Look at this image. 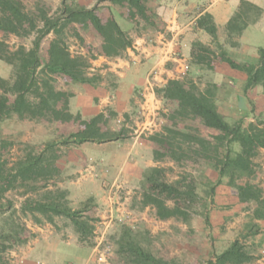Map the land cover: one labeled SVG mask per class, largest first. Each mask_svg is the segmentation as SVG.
Returning <instances> with one entry per match:
<instances>
[{"label": "rangeland", "instance_id": "1", "mask_svg": "<svg viewBox=\"0 0 264 264\" xmlns=\"http://www.w3.org/2000/svg\"><path fill=\"white\" fill-rule=\"evenodd\" d=\"M13 1L19 4L26 19L14 20L16 31L0 29V49L5 56H11L19 47L30 48L45 21L60 13L58 10L63 1L75 8L97 6L96 12L103 24L116 23L115 17H118L123 27L126 21H130L134 34H141L146 28L153 27L140 18L132 19L125 5L112 4L107 0ZM0 17H10V13L0 7ZM251 17L252 13L249 15ZM224 35L220 38L221 44L217 39L205 45L212 52L209 55L211 66L222 61L218 44L223 50V45L230 48L234 42L237 44L238 35L229 34L227 30ZM60 37L72 55L82 56L89 63L86 72L92 81L79 82L63 74H52L51 83L55 90L69 94L56 101L61 116L30 118L10 113L0 120V161L6 163V168L12 167L20 158L29 154L42 153L48 163L57 169L51 177L16 182L2 193L0 264H26L32 261L31 264H43L42 259L29 254L33 242L40 234L47 235V242L52 246L70 242L72 247H83L89 253L91 264H132L117 252L116 242L124 228H129L141 246L154 256L174 260L178 264H214L215 255L225 250L235 239L252 255L250 261L241 264H264V247L258 245L256 237L264 232V224L253 221L256 219V203L240 202L235 186L228 183L229 178L224 176L218 180L216 167L202 157L188 152L186 158L173 159L165 155L156 160L154 150L163 153V149L153 143L154 165L149 168L148 177L144 178L138 176L136 171L124 177L120 168L104 165L100 156L111 151L100 143L131 140L136 135L148 137L154 132H161L166 126L198 134L212 143H219L216 136L222 133L206 128L199 119H172L178 107L177 101L163 98L160 91L156 92L159 101L151 110L138 107L125 115L116 116L111 107L105 106L92 117L71 114L68 98L73 90L101 89L111 93L116 76L107 63L111 59H106L108 56L102 52V37L89 21L66 25ZM54 38L52 32L40 38L38 54L42 65L49 62V46ZM237 63L243 64L241 61ZM214 72L213 68L202 65L197 72L186 74L183 78L192 79L197 85V92L210 90L217 110L228 122L241 120L244 128L250 123L264 127L262 86L255 85L244 93L242 87L231 85L223 78L217 82ZM12 74V66L0 59V76L11 80ZM0 97L7 102L12 99V95L4 93L1 88ZM93 127L102 134L119 132L120 138L75 143L70 137L72 133L86 132ZM229 148L234 153L240 149V145L230 143ZM250 156L253 173L236 177L234 182L252 183L261 189L264 197V147L250 150ZM136 160L137 155L132 160L134 167L139 165ZM153 174L158 182L172 183L180 180L184 185L193 182L195 195L192 199H185L189 212L187 220H160L156 218L153 207L142 205L141 192ZM101 184L106 190H103V196H97L94 192L102 187ZM211 187L213 191H210ZM61 191L65 193V201L59 194ZM50 198H58L70 208L79 210L82 216L91 218L89 222L93 225L92 232L81 236L66 216L50 214V220L47 215L31 211L28 207L35 201H48ZM106 206L109 210L112 207L113 213L105 209Z\"/></svg>", "mask_w": 264, "mask_h": 264}, {"label": "trees", "instance_id": "2", "mask_svg": "<svg viewBox=\"0 0 264 264\" xmlns=\"http://www.w3.org/2000/svg\"><path fill=\"white\" fill-rule=\"evenodd\" d=\"M107 1L112 4L125 5L132 19L140 18L147 23L151 21V14L147 6L149 0ZM0 7L10 13V17H0V29L16 31L14 20L26 19V15L21 12L19 4L13 0H0ZM96 10L97 6L75 8L63 1L58 10L60 13L45 21L30 48L19 47L11 56H5L0 49V59L13 68L11 80H6L0 76V88L4 93L12 95L9 102L0 97V120L10 113L30 118L47 116L58 118L61 116L62 112L57 108L56 101L69 94L55 90L51 83L50 75L52 74H63L79 82L92 81L86 72L89 63L82 56L72 55L60 37L66 25L89 21L93 28L100 33L102 37L101 49L108 57L120 55L122 51L132 46V39L128 33L116 23L103 24ZM250 13H252L251 18H249ZM260 13V7L247 0H241L238 9L226 24L227 32L239 35L247 24L254 21ZM201 25L214 41L217 40L216 28L209 15H203ZM48 32L54 33L55 38L49 46V62L42 65L38 54L39 43L41 36ZM0 45L2 44L0 43ZM232 45H236V43L234 42ZM218 46L221 49L220 60L232 68L245 72L244 93L255 85H261L264 93V48L258 49V56L254 62H244L240 65L232 60L219 44ZM211 53L204 44L194 43L191 53L192 62L196 65L202 64L212 68L209 64ZM197 89L196 83L190 78H171L159 91L163 98L177 101L178 107L171 116L172 119L176 117L183 120L188 118L199 119L206 128L215 129L222 133L221 136H216L219 143H212L210 140L189 131L166 126L161 132H154L147 137L149 141L163 149V153L154 150V159H160L165 155L173 159L186 158L188 152L202 157L216 167L218 180L224 176L229 178L228 183L235 186L236 195L240 202L252 201L256 203L254 218L264 219V197L261 189L249 182L243 184H235L234 182L236 177L249 176L253 173L250 150L264 147V127L250 123L244 128L241 120L228 122L217 110L213 93L208 89L204 92H197ZM30 96L34 98L31 99ZM97 130L96 127H93L86 132L72 133L70 137L75 143L102 142L120 138L119 132L102 134ZM230 143L239 144L240 149L232 153L229 148ZM184 145H187L186 148L183 147ZM56 171V167L48 163L42 153L29 154L27 157L20 158L10 168H6V163L0 161V198L2 193L13 187L16 182L36 180L39 177L48 178ZM155 177L153 174V177L143 187L141 192L142 205L153 207L157 219L179 218L187 220L189 212L185 199L188 197L192 199L191 197L195 195L193 182L189 181L185 185L181 184L180 180L165 183L158 182ZM210 191H213L212 187ZM59 194L64 200L65 193L61 191ZM57 199L35 201L28 207L31 211L47 215L50 220V214L66 216L81 236L90 234L93 230V225L89 222L91 218L82 216L79 210H74L65 202ZM116 243L117 252L125 256L132 264H178L174 260H165L154 256L141 246L129 228L122 230ZM251 259L252 255L235 239L225 250L215 255L214 263L241 264Z\"/></svg>", "mask_w": 264, "mask_h": 264}, {"label": "crops", "instance_id": "3", "mask_svg": "<svg viewBox=\"0 0 264 264\" xmlns=\"http://www.w3.org/2000/svg\"><path fill=\"white\" fill-rule=\"evenodd\" d=\"M240 1L149 0L147 3L151 14L149 23L153 27L146 28L141 34L132 33L130 21H126L123 27L118 17H115L114 20L119 27L128 32L132 39V46L126 48L121 55L105 57L111 59L107 63L116 76L114 89L111 93L101 89L98 91L73 90L68 98L70 113H79L84 118L92 117L105 106L111 107L116 116L125 115L138 107L151 110L159 101L156 92L164 87L168 79H181L186 74L191 75L197 72L202 66L192 62L193 45L197 42L210 45L213 38L198 20L204 14L210 16L216 28V37L221 44L220 38L225 36L226 24L238 9ZM247 1L260 7L261 13L238 35L236 45L230 48L223 45L228 56L235 62H253L258 56V49L264 48V0ZM212 68L217 82L219 78H223L231 85L244 87L245 72L230 67L224 61L213 64ZM216 81L214 80V83H217ZM100 145L111 149L110 152L100 155L104 165L114 166L115 169L120 168L124 177L135 171L138 176L148 177V170L154 162L153 143L147 137L136 135L131 140L118 139L100 143ZM134 152L137 154L134 155ZM136 155L139 165L134 167L135 163L133 164L132 160L134 161ZM101 186L94 192L95 195H104L103 190L106 187L102 184ZM107 210L113 213L112 207ZM253 221L264 224V219L256 218ZM256 237L258 245L264 247V232ZM33 243L29 254L42 259L43 264H91L88 251L79 245L72 247L70 242H62L52 246L47 242V235L43 234L38 235Z\"/></svg>", "mask_w": 264, "mask_h": 264}, {"label": "built area", "instance_id": "4", "mask_svg": "<svg viewBox=\"0 0 264 264\" xmlns=\"http://www.w3.org/2000/svg\"><path fill=\"white\" fill-rule=\"evenodd\" d=\"M100 260V259H99Z\"/></svg>", "mask_w": 264, "mask_h": 264}]
</instances>
